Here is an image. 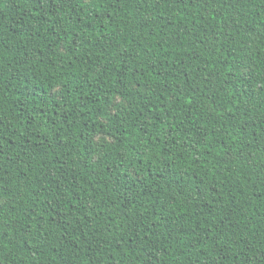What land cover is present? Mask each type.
I'll return each instance as SVG.
<instances>
[{
	"label": "trees",
	"instance_id": "16d2710c",
	"mask_svg": "<svg viewBox=\"0 0 264 264\" xmlns=\"http://www.w3.org/2000/svg\"><path fill=\"white\" fill-rule=\"evenodd\" d=\"M0 3V264H264V0Z\"/></svg>",
	"mask_w": 264,
	"mask_h": 264
},
{
	"label": "snow or ice",
	"instance_id": "6c2138e0",
	"mask_svg": "<svg viewBox=\"0 0 264 264\" xmlns=\"http://www.w3.org/2000/svg\"><path fill=\"white\" fill-rule=\"evenodd\" d=\"M94 2V0H84V2H80V0H78V3H79V7L81 8V9H83L85 6H86V3H93ZM146 2V0H140V3L141 4H143V3H145ZM159 2V0H152V3L153 4H155V3H158ZM57 3H59V0H57ZM3 5H2V3H0V7H2ZM134 173H135V170H133L131 173H129V178H131L133 175H134ZM108 185L107 184H105L104 185V187H107ZM183 190H181V192H182ZM78 199V198H77ZM69 202H71V203H75V201L72 199V197L70 196L69 197ZM0 206H2V205H0ZM143 207V206H142ZM147 209H145V211H146ZM124 215H129V213L127 212V211H125L124 213H123ZM158 219H159V217H158ZM43 228V225H41V229ZM4 233H3V231H2V229H0V236H2ZM30 234V233H29ZM42 234V233H41ZM4 247H7V245H5ZM0 254H2V253H0ZM149 264H151V259H149Z\"/></svg>",
	"mask_w": 264,
	"mask_h": 264
}]
</instances>
